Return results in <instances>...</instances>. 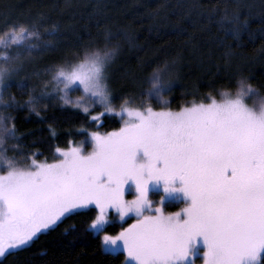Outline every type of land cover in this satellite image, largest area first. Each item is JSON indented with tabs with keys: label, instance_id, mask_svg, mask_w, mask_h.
<instances>
[{
	"label": "snow or ice",
	"instance_id": "6c2138e0",
	"mask_svg": "<svg viewBox=\"0 0 264 264\" xmlns=\"http://www.w3.org/2000/svg\"><path fill=\"white\" fill-rule=\"evenodd\" d=\"M218 23L235 40L249 25L227 9ZM58 35L43 13L0 31V258L94 212L86 231L102 233L105 251L126 252L124 264H264V94L250 78L218 90L220 99L209 92L174 110L165 93L173 87L175 61L165 62L138 98L119 97L117 112L111 68L118 50L107 43L35 69L27 82L20 76L27 64L56 50ZM225 47L231 57V45ZM13 81L27 101H16ZM45 100L73 106L92 122L117 116L121 126L91 132L90 150L57 147L51 161L26 163L27 155L16 151L20 143L7 146L22 141L11 111L27 107L39 115ZM97 107L102 110L93 114ZM153 186L163 189L158 205L173 199L184 206L173 213L154 207ZM110 209L112 219L134 215V222L108 234ZM75 229L69 224L64 231Z\"/></svg>",
	"mask_w": 264,
	"mask_h": 264
},
{
	"label": "trees",
	"instance_id": "16d2710c",
	"mask_svg": "<svg viewBox=\"0 0 264 264\" xmlns=\"http://www.w3.org/2000/svg\"><path fill=\"white\" fill-rule=\"evenodd\" d=\"M225 9L229 14L239 12L242 19L249 21L239 40L233 39L232 33H226L218 23ZM41 13L47 25L55 24L58 28L57 48L26 65L20 73L26 82L35 69L56 63L66 54L107 43L118 50L111 68L116 109H119V97L138 98L150 87L148 78L152 70L173 61L176 69L173 87L165 95L174 110L202 99L209 92L220 99L218 90L234 85L240 76L249 77L253 86L264 94V33L261 32L264 0H0V31L14 22H30ZM224 27L231 26L225 22ZM226 45H231V57L225 56ZM10 92L17 102L28 100V95L22 94L14 81ZM4 99L9 98L5 95ZM36 111L39 115L27 107L11 111L12 123L22 141H10L7 146L20 143L21 148L16 151L27 155L26 163L32 159L51 161L55 148L64 149L82 142L93 131L104 133L121 126L117 116L106 115L92 122L82 111L55 100H45L37 105ZM99 111L101 108L97 107L93 114ZM12 154L10 151L9 155ZM94 215L85 212L75 216L54 231L39 235L26 251L0 261L3 264H124V253L105 251L101 235L86 231ZM133 220L128 219L124 224L112 221L107 226L108 234L118 233ZM69 224H75L76 229L66 233L64 229Z\"/></svg>",
	"mask_w": 264,
	"mask_h": 264
},
{
	"label": "rangeland",
	"instance_id": "374dc122",
	"mask_svg": "<svg viewBox=\"0 0 264 264\" xmlns=\"http://www.w3.org/2000/svg\"><path fill=\"white\" fill-rule=\"evenodd\" d=\"M70 95L72 96V98H75V97L79 96L80 93L76 92V93H71ZM249 103L251 104L252 102L250 101ZM90 110H92L91 107H90ZM116 111L118 112L119 109H116ZM89 141H90V135H89V137L86 140H84L82 142H79V143H76V144H72L70 147H72V146H80V147L84 148L85 150H90L91 144H90ZM155 190L156 191H160V193L155 192L156 194H153V193L149 194L150 195V199H152V201H153V206L154 207L155 206H161V207H163V210H164L165 213H173V212L179 211L180 208H182L184 206L183 203L180 202L179 200H173V199H166L162 205H158L156 202L160 200V197L163 196L164 193H163L162 187L158 188L156 186H153V191H155ZM125 198L130 200V199L133 198V196H132L131 193L126 192L125 193ZM109 211H110V217L109 218H110L111 222L115 221V222L124 224L125 221H127L129 219L128 217H125L123 220L119 219L118 217L116 219H112L111 215L112 216L115 215V210L114 209H110ZM132 218L135 219L134 215L132 216ZM133 222H134V220L131 223H133ZM100 235H102V233ZM124 255L126 257V252H124ZM196 264H202V261L201 260H197Z\"/></svg>",
	"mask_w": 264,
	"mask_h": 264
},
{
	"label": "flooded vegetation",
	"instance_id": "af4514ba",
	"mask_svg": "<svg viewBox=\"0 0 264 264\" xmlns=\"http://www.w3.org/2000/svg\"><path fill=\"white\" fill-rule=\"evenodd\" d=\"M158 188H159V187H158ZM153 192H158V193H160V191H156V190H155V191H153V190H152V191H150V193H153Z\"/></svg>",
	"mask_w": 264,
	"mask_h": 264
}]
</instances>
